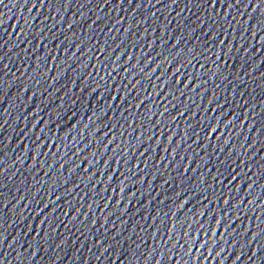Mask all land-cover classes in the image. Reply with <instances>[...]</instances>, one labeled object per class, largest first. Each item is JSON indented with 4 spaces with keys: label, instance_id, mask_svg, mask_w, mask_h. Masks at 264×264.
<instances>
[{
    "label": "water",
    "instance_id": "water-1",
    "mask_svg": "<svg viewBox=\"0 0 264 264\" xmlns=\"http://www.w3.org/2000/svg\"><path fill=\"white\" fill-rule=\"evenodd\" d=\"M0 264H264V5L2 0Z\"/></svg>",
    "mask_w": 264,
    "mask_h": 264
},
{
    "label": "snow or ice",
    "instance_id": "snow-or-ice-1",
    "mask_svg": "<svg viewBox=\"0 0 264 264\" xmlns=\"http://www.w3.org/2000/svg\"><path fill=\"white\" fill-rule=\"evenodd\" d=\"M0 2H2V0H0ZM41 2H43V0H41ZM259 3H260L261 5H264V0H259Z\"/></svg>",
    "mask_w": 264,
    "mask_h": 264
}]
</instances>
